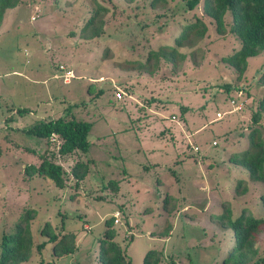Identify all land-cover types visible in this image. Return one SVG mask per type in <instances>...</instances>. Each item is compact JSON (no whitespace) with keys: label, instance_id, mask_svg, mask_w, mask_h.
I'll use <instances>...</instances> for the list:
<instances>
[{"label":"rangeland","instance_id":"rangeland-1","mask_svg":"<svg viewBox=\"0 0 264 264\" xmlns=\"http://www.w3.org/2000/svg\"><path fill=\"white\" fill-rule=\"evenodd\" d=\"M20 1L4 11L0 28V233L11 232L34 209L28 222L33 243L47 238L39 231L46 222L55 233L72 232L75 250L53 257L46 242L40 254L33 250L18 264H99L103 221L116 211L113 241L126 246L130 264H142L148 249L161 252L159 264H219L232 232L216 214L228 208L234 216L241 207L256 214L263 187L244 181L247 191L236 194L237 179L247 173L231 157L247 148L255 125L264 142V111L252 124L264 93L257 82L264 51L247 58L236 80L221 59L240 44L227 31L230 15L224 14L225 32L217 33L201 2L185 10L182 0L154 7L150 0H96L107 9L102 33L82 40L76 33L91 0ZM193 16L206 30L179 49L182 59L175 65L161 57L145 61L149 50L172 44ZM70 69L73 78L64 84L61 75ZM223 83L232 87L224 91ZM17 108L27 111L17 114ZM65 115L90 124L84 154L59 155L54 140L47 149L44 139L21 131ZM39 154L62 166L64 185L39 174L27 178L23 167L38 163ZM76 160L87 162L88 170L77 186L69 174ZM165 221L171 229L161 235ZM254 246L262 256L264 226Z\"/></svg>","mask_w":264,"mask_h":264},{"label":"trees","instance_id":"trees-1","mask_svg":"<svg viewBox=\"0 0 264 264\" xmlns=\"http://www.w3.org/2000/svg\"><path fill=\"white\" fill-rule=\"evenodd\" d=\"M131 2L133 0H125ZM165 0H150L149 6L154 7L163 3ZM20 0H0V22L6 9L15 7ZM94 5L88 15L82 19L79 25L77 37L82 40H90L98 37L102 33L103 13L107 11L102 6L91 0ZM185 10H193L201 2L202 12L212 19L217 33L225 32L224 14L230 15V24L228 32L234 34L240 41L239 47L230 54L221 59L228 63L235 71V79L239 80L247 64V58L255 56L264 51V0H182ZM206 26L199 17L193 16L182 26V29L173 38L172 44L162 45L156 50H149L145 61L150 58L161 57L164 61L175 65L178 59L184 57L179 51L181 47L189 44L190 40L197 41L205 33ZM257 82L264 91V67L257 75ZM224 91H228L232 84L223 83L220 86ZM98 93L101 89L97 90ZM258 110L252 113V124H257L260 118L259 111H264V93L256 100ZM17 114L27 111L26 108H17ZM90 128L89 122L81 119H75L71 115L68 117L58 116L53 119L39 121L21 129L26 135L35 136L38 139H44L47 148L51 141L56 142V152L59 155H69L74 151L85 153L88 147L86 139ZM248 146L241 152L234 154L232 162L240 165L247 173L244 177L237 179L235 186L236 194H243L247 191L244 181H254L263 183L262 191L258 197V210L249 211L241 207L240 211L232 216L228 208L224 212L216 214V220L222 227H228L232 232L231 242L220 259L219 264H263L264 253L262 256H256L257 250L254 246L256 236L264 226V142L260 137L258 126H253L247 133ZM48 149V148H47ZM33 152L32 149H27ZM38 163H27L23 167L27 178L39 174L48 178L54 185L62 186L65 183V172L59 163L50 161L44 154L38 155ZM87 162L76 160L70 167L69 174L74 178V185L77 184L87 174ZM111 181H109L110 183ZM114 189L117 184L111 182ZM242 184L240 190L238 187ZM168 197V195H166ZM256 205V203H255ZM35 210L28 209L16 222L13 230L9 233H0V264H18L29 259L32 251L40 254L46 242L52 243L50 254L53 257H61L71 254L75 250L74 234L72 232L55 233L45 222L40 228V232L47 238L40 242L33 243L28 228L29 219L33 216ZM31 214V216H30ZM166 222V226L159 234L168 235L171 224ZM104 230L98 239L97 259L99 264H130L126 254L125 247L121 248L113 241L115 228H113V217H106L103 221ZM129 237L126 245L130 242ZM161 252L157 249H148L142 257V264H159ZM38 264H43L39 261ZM45 264H51L46 262Z\"/></svg>","mask_w":264,"mask_h":264},{"label":"built area","instance_id":"built-area-1","mask_svg":"<svg viewBox=\"0 0 264 264\" xmlns=\"http://www.w3.org/2000/svg\"><path fill=\"white\" fill-rule=\"evenodd\" d=\"M60 68H61V70L64 69V68H62V67H60ZM61 76H63V81H65L66 79H69V77L71 76L70 71H69V70H65V72H63V74H62ZM121 94H122V92H121V91H118V90H116V91L114 92V96H115V98H116L117 100H119V99L121 98ZM229 104H230L232 107H234V108H235V107L238 108V109L241 108V104H237L236 106L234 105L235 102H234L233 99H230V100H229ZM215 117H216V118H220V117H221V113L216 112V113H215ZM194 149H196V148L194 147ZM112 217H113V223H117V221H118V212L112 214Z\"/></svg>","mask_w":264,"mask_h":264},{"label":"crops","instance_id":"crops-1","mask_svg":"<svg viewBox=\"0 0 264 264\" xmlns=\"http://www.w3.org/2000/svg\"><path fill=\"white\" fill-rule=\"evenodd\" d=\"M17 8V6H15V7H13V8H10V9H6L5 11H6V13H7V11H12V10H14V9H16ZM4 14H5V12H4ZM4 14H3V17H2V20H1V23H0V28H5V26H4V22H5V19H4ZM30 19H33L32 18V16L30 17ZM70 71V74H71V72H72V74H71V76L69 77L70 79H72L73 78V70H69ZM88 80H89V82H90V78H87ZM69 82V79H66L65 81H64V84H67ZM90 85V84H89ZM216 118V117H215ZM117 212V211H116Z\"/></svg>","mask_w":264,"mask_h":264}]
</instances>
